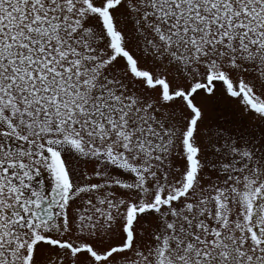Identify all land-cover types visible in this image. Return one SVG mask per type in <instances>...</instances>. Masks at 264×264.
I'll return each instance as SVG.
<instances>
[{
  "label": "snow or ice",
  "instance_id": "obj_1",
  "mask_svg": "<svg viewBox=\"0 0 264 264\" xmlns=\"http://www.w3.org/2000/svg\"><path fill=\"white\" fill-rule=\"evenodd\" d=\"M0 264H264V0H0Z\"/></svg>",
  "mask_w": 264,
  "mask_h": 264
}]
</instances>
